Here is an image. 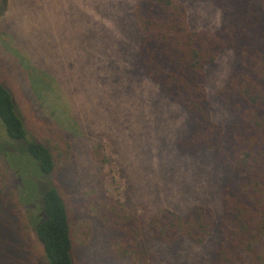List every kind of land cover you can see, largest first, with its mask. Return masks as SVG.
Returning a JSON list of instances; mask_svg holds the SVG:
<instances>
[{"label":"rangeland","instance_id":"rangeland-1","mask_svg":"<svg viewBox=\"0 0 264 264\" xmlns=\"http://www.w3.org/2000/svg\"><path fill=\"white\" fill-rule=\"evenodd\" d=\"M141 1L10 0L0 19V82L13 92L29 135L66 155L56 151L54 176L71 213L75 264H134L121 260L110 228L121 208L147 219L194 205L220 213L224 169L205 152L178 150L187 113L137 73ZM179 1L194 29L221 26L210 0ZM232 65L224 56L208 71L218 123L231 119L217 92ZM2 135L0 126V147ZM21 191L0 152V264H45L35 208L21 202ZM217 242L150 243L151 264H212Z\"/></svg>","mask_w":264,"mask_h":264},{"label":"trees","instance_id":"trees-1","mask_svg":"<svg viewBox=\"0 0 264 264\" xmlns=\"http://www.w3.org/2000/svg\"><path fill=\"white\" fill-rule=\"evenodd\" d=\"M210 1L222 17L217 29H194L179 0H142L134 18L141 37L137 73L187 113L178 150L205 152L226 173L220 213L194 205L185 213L168 210L147 219L121 208V221L110 224L121 260L151 264L150 243L173 248L216 237L212 264H264V0ZM9 2L0 0V19ZM224 56H231L233 65L217 101L231 119L218 123L207 77ZM0 126V152L16 173L21 202L35 208L34 232L45 264H75L71 213L54 176L56 151L66 156L61 145L54 148L29 135L15 96L3 82Z\"/></svg>","mask_w":264,"mask_h":264}]
</instances>
